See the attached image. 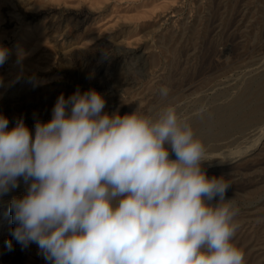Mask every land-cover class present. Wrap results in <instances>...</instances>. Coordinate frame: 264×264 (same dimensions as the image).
I'll use <instances>...</instances> for the list:
<instances>
[{
    "label": "rangeland",
    "instance_id": "obj_1",
    "mask_svg": "<svg viewBox=\"0 0 264 264\" xmlns=\"http://www.w3.org/2000/svg\"><path fill=\"white\" fill-rule=\"evenodd\" d=\"M0 47L9 129L23 118L34 137L77 90L99 92L110 115L173 107L204 146L202 170L231 185L232 242L264 264V0H0ZM26 190L21 179L0 196V264H48L11 237L9 204Z\"/></svg>",
    "mask_w": 264,
    "mask_h": 264
},
{
    "label": "clouds",
    "instance_id": "obj_2",
    "mask_svg": "<svg viewBox=\"0 0 264 264\" xmlns=\"http://www.w3.org/2000/svg\"><path fill=\"white\" fill-rule=\"evenodd\" d=\"M8 55L0 47V66ZM105 105L94 89L61 94L34 137L23 118L9 129L0 115V196L27 185L9 204L12 239L48 264H245L231 185L202 170L188 121L173 107L121 116Z\"/></svg>",
    "mask_w": 264,
    "mask_h": 264
},
{
    "label": "bare ground",
    "instance_id": "obj_3",
    "mask_svg": "<svg viewBox=\"0 0 264 264\" xmlns=\"http://www.w3.org/2000/svg\"><path fill=\"white\" fill-rule=\"evenodd\" d=\"M225 49V48H224ZM221 54V53H220Z\"/></svg>",
    "mask_w": 264,
    "mask_h": 264
}]
</instances>
